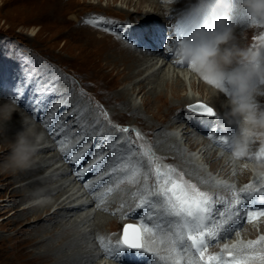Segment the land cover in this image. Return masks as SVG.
<instances>
[{"label":"bare ground","instance_id":"6f19581e","mask_svg":"<svg viewBox=\"0 0 264 264\" xmlns=\"http://www.w3.org/2000/svg\"><path fill=\"white\" fill-rule=\"evenodd\" d=\"M51 1V7L53 9L50 11H56L53 16L59 21L65 22L63 10L70 7L71 3L73 5L75 1ZM120 1L133 6L132 11L124 12L127 16V20H125L127 23L134 20L136 21L137 26L132 27L131 30L139 36V47H136L139 48L138 54L134 51L135 47L121 41L118 42L113 40L106 32L89 24L90 16L88 15H83L84 17L78 20L73 15L72 18H75L77 21L73 23L71 27H68L62 35L71 39L77 55L85 58L91 79L107 87L109 90L108 93L111 95L113 94L114 98L116 97L115 99L119 100L121 108L128 112L132 111V113L134 112L136 115L139 114L146 117L151 113L152 118L147 117L145 119L152 120L151 129H153L152 131H156L154 141L157 143V149L154 153L157 156L161 153L173 150L174 156L179 159L180 165H182L185 172L199 183L202 182L214 186H221V183L211 178L210 174L202 169L195 159L197 155L204 160L205 164L209 165V171L213 173L217 172V177L234 180L235 177L237 178L240 176V178L244 180L245 176L252 173V182L256 183V185L250 188H243L239 183L231 187H228L226 183H222V187L220 188V190L228 188V192L232 193L226 194L225 196L221 195L223 198H220V200L228 201L229 203L233 200L234 192L240 194L242 198V193L245 190L258 188V191L255 190L251 196L248 197L244 195L242 198L244 201L242 205H244L246 202L250 201L253 195L256 196L257 192L264 191V186H261V183H264V169H257V166L260 165L256 163L261 161L255 162L254 156L249 155V148L252 144L251 141L249 142V144H251H248L244 156L235 159L231 157V144L230 142L228 143V141H230L232 134L236 132L237 124L235 121L229 124L225 119L224 114L229 110L227 96L219 91L215 93V91L211 89L212 87L210 88V85L205 83L196 73L192 72L185 65L175 66L172 63L174 56L167 54L164 48L162 49V47L158 45L154 35L157 36V39L160 41L163 33L160 22H162L167 14L165 6L160 4L159 0ZM200 1L198 3L192 2L186 10L180 11L178 15L195 13L197 8L204 4ZM82 2H85V0H82ZM226 4H228V2L223 4V7H219L217 4L216 10L218 11V15L214 12V19L212 21L214 27H217L214 23L216 17H222L224 21L223 24H226L227 18L224 16V6ZM145 5L148 6V9H143ZM219 8L220 11L218 10ZM138 27H143V29L146 28L149 33L144 30L140 31ZM231 30L233 37L231 43L240 48L237 37H239L240 33H246V31L244 28L234 25ZM144 42L151 44L150 47L146 48L143 45ZM262 53H264V50H261L260 54ZM185 81L188 84L184 83ZM127 82L130 83L131 86L117 88L119 83L122 84ZM187 87L190 91L197 90L200 95L198 96L194 93L188 94ZM182 90H184V92H181ZM71 92L70 94L74 102L77 103L75 99L79 97V95L77 96V93L73 94ZM134 93L136 96L141 94L143 98V109L134 102L131 103L129 101L130 96ZM256 98L262 99L261 96H257ZM201 101H204V103L216 110V115L210 118L198 115L189 110L188 106L190 104L199 103ZM6 102L9 105L12 103V101L0 99V157L2 158H5L3 156L5 150L10 151L9 143L14 140L16 133L22 130L23 125L21 123V117L26 116L29 118L30 122H36L35 120L32 121L33 115H27L25 112L23 113L22 109L15 106L16 103L10 106L16 108L17 111H13L10 118L4 120L3 116L6 114V109L3 106ZM97 105H99V103ZM260 105L264 107V104ZM78 107L81 108V110L84 108L83 104ZM89 107H87L88 110H84L83 112L89 120V126L84 128V131H93L90 136L87 134V141L90 143L99 139L98 142L101 147H108L107 142H101L102 138L111 137L115 135L117 131L115 129H108L105 122L103 126H100L101 117L95 118V116H91L92 110L91 108L89 109ZM184 111L187 112V119L186 117L184 119L182 116ZM138 121H140V119ZM176 123L178 126L183 125L178 131V134L180 133V139L187 141L188 149L180 146L177 135L168 132V130H170L169 126H173L169 124ZM35 125L37 130L40 131V125L37 123H35ZM208 130H210L211 134H207ZM42 132L44 138L37 148L31 167L23 170H11L5 169L4 164L2 162L0 163V189H8L7 197L0 198V212L6 211L10 205L15 204L14 207H10L12 209L11 213L6 217L11 218L7 225L31 224L29 234L24 237L20 243L14 242L6 247H0V252L2 254L1 263L110 264V261H113L114 264H153V261H155V264H172L170 260H159L158 256L152 253H145L140 256V262L123 256H121V260L113 258L112 248L117 244L115 239L118 238L119 230L125 220L141 221L147 226H156L153 223L155 221L150 222L146 216L138 215L143 208L138 209V207H136L139 203L136 195L139 191L144 193V179H142L143 182L139 180L138 183H140V187L137 190V178L134 179V182L132 181V184L128 183V177L132 175L133 166L138 169V172L142 171L140 167V157L131 155V158L125 160L127 155H122V157L113 158V161H104L103 159L100 160L98 164L94 165L90 171L85 173L84 176L77 177L76 173L92 165L94 160H88L83 164L80 162L78 166L74 165L75 162H71L69 156L78 155L79 152L75 154L70 151L52 153L51 149L55 146L52 135L50 133L48 135L46 131ZM94 133L96 136L93 135ZM146 135L149 138L152 134ZM219 137L229 138L221 141ZM128 139L129 138L125 137L122 142L129 145ZM257 148H255L254 151ZM129 150L130 145L122 154L128 153ZM262 151H264V149ZM189 152L191 154L188 155ZM137 158L138 161L135 160ZM245 161H253V163H251L252 165L249 163L245 165ZM125 164L130 168L122 170V166ZM117 165H121L120 172L117 171ZM113 168L116 169L115 172L112 171ZM146 172L147 170L145 168L144 173ZM105 173H108V175H105ZM88 178L91 179L90 187L85 188L84 185L89 183L86 182ZM256 178L260 182L257 181ZM123 182L124 184L127 182V186H121ZM151 182L152 181L148 183ZM110 186H113L111 188L112 192L110 193L113 194L112 197H107V195L104 196L103 192L107 187L110 188ZM220 190L217 189L215 194L219 193ZM151 199L161 202L156 197H151ZM242 205H240L238 209H240ZM224 207L225 205L223 203L215 205V218L219 219L218 212L224 209ZM51 209L53 210L50 211ZM113 209L115 210L114 216L112 213L111 215L107 214L108 211H112ZM250 210L256 212L264 210V199L258 200L256 204L250 203ZM239 212V218L231 221L228 228L221 233L220 239L222 242L219 240L217 243L215 242V244H213L211 255L221 254L222 250V254L226 255L227 251L232 250V245L247 244L248 242L246 240H237L234 244L224 242V239L231 236L237 229L241 231L240 233L242 236L247 233L251 237L250 241L260 239L254 236L253 223H260L263 216H258L250 220L246 216L248 212L246 209L242 208ZM127 213L128 215H126ZM153 213L159 218V223L162 224L161 228L163 231L156 229L155 236L149 239L155 241L153 246L157 249L159 255L167 256L168 244L167 242L162 243L161 241L168 232L166 230H170L169 224L174 222L175 219L164 216L162 214V209L155 210ZM123 215L127 217L122 218ZM259 227L261 231L264 230V225ZM115 229L118 230L116 233L117 236L111 233L116 231ZM14 234L15 233L0 235V243L10 241ZM225 245L228 246L227 249H225ZM109 246H111L110 249H108ZM248 251L264 252V241L257 244L253 249H248ZM181 256V264H187L186 255L181 253ZM148 259H150V261H148ZM254 261H251L250 264ZM258 262L260 263L259 260Z\"/></svg>","mask_w":264,"mask_h":264},{"label":"rangeland","instance_id":"374dc122","mask_svg":"<svg viewBox=\"0 0 264 264\" xmlns=\"http://www.w3.org/2000/svg\"><path fill=\"white\" fill-rule=\"evenodd\" d=\"M74 1L75 3H73V5L71 3L70 7H67L63 10L65 16L64 18L66 21L61 22L55 16H53L56 11H50L53 9L51 7V0H0V99H5V101H12L10 105H14L16 103L15 106L22 109L23 113L25 112L27 115L30 114L34 116L32 117V121L35 120V123L40 125V131H46L48 135L49 133L52 135V139L54 140L53 143L55 144V146L51 149V152L56 153L60 151V153H63V151L61 150L62 147L67 149L68 146H72V144L75 143V147L78 148H74V152H80L81 150L83 152L84 149L87 148V154H89L88 159H93L92 157H95L97 153L100 152L99 149L101 147L96 143V141H98L99 139L93 141L90 144L87 141V134H89L88 136H90L92 134L91 132L93 131H84V128L89 126V120L87 116L83 114V112L84 110H88L87 107L90 106L89 109L91 108L92 110H90L92 114L91 116H95V118H98L99 116L101 117H99L101 119L100 126H103L105 122L107 124L108 129L117 130V133L115 135L105 139L102 138V142H107L108 146L102 147L101 150L102 154H104L105 152L106 154H108V156L106 154V156L104 155V161H106L107 159L111 160L113 155V158L118 157L117 155L120 154H114V151H111V153H109V150L113 149L109 147V145H115V149L121 150L122 153H124L130 145V150L127 154V158H131V155L140 157V167L142 171L138 172L135 177L137 178L138 184L136 190L140 187V183H138L139 180L144 179L145 187H143V189L145 191L144 193H141L142 191H139L137 193L136 198H138L139 203L140 199L144 195L147 196L149 192H154L159 187L160 182L157 181L155 175V167H160L161 171L164 172L168 171V166H170L171 169L174 170L170 173L173 178L180 179L182 177L183 180L188 181L189 183L193 182V184L198 186L201 191L208 192L212 197H214V199H220L223 198V196H225L226 194H232L228 192V188H225V190H220V188L222 187V183H226L228 187L239 183L241 187L246 189L252 187L253 185H256V183L252 182V173L250 175L245 176L244 180L241 179L240 176L237 177L238 179L235 177L234 180H228V178L217 177V172L213 173L212 171H209V165L205 164L204 160L199 155H197L195 159L200 164L202 169L208 172L211 178L217 180L218 183H221V186L204 184L202 182L201 184L184 171V168L182 167V165H180L179 159L174 156L173 150L169 151L171 153H169L168 151L161 154L159 153V156L154 153L157 149V143L154 141L156 131H152L153 129H151L152 120L145 119L147 117L152 118L151 113L148 114L146 117L139 114L136 115V113H132V111L128 112L121 108L119 100H116V97L114 98L113 94L111 95L110 93H108L109 90L107 89V87L99 84L97 81L94 82L91 79L88 72L87 63L85 62V58L83 56H78L77 52H75L76 49L73 47L71 39L67 38L65 35H62V33L65 32L68 27H71L73 23H75L78 19H82V17L87 15L90 16L89 24H91L92 21L98 19H109L114 22L113 24L118 26L119 23H116L118 22L116 20H119L120 22H124L125 20H127V16L125 15L124 11H132L133 6L127 5L121 2L120 0H85V2H82V0ZM191 1L196 2L195 0ZM199 1L200 0H198L196 3H198ZM159 2L160 4L165 6L167 13L166 16L163 18L162 22H160L163 31L164 29H167V25L169 24L170 18L172 17V11L176 12L179 8H182L184 6L183 4L186 3L187 0H171V3H168L167 0H159ZM200 2L204 3L203 0H201ZM220 2L222 3H220L222 6L223 4L228 2V4L224 6L226 9L224 16L227 18V21L226 24H223V26L233 28L234 25L240 28H244L246 31V33H240L239 37H237L240 44V48L252 52L259 51L261 53V50H264V38L262 37V29L258 26H253L252 24H250V20H247L248 17H252L250 13L248 11L246 13V9L239 5V0H220ZM190 4L192 3L187 4L185 10ZM237 8L239 15L242 14L241 18L238 19V16L236 17L235 14ZM143 9H148V6L145 5ZM218 10L220 11V8ZM73 15L77 18V20L75 18H72ZM92 24L94 25V23ZM127 24H129L130 29H132V27L134 26H137L135 20L130 21ZM138 29L140 31L144 30L149 33L146 28L143 29V27H138ZM132 32L133 34H135L133 30ZM110 37L118 42L121 41L126 43L125 41H122L119 36L114 38L110 35ZM154 38L155 40H157V43L159 45V40L157 39V36L154 35ZM137 39L138 35L136 37V40ZM143 45L148 48L151 44L144 42ZM130 46L135 47L134 51H136L137 54L139 53V48H136L139 47L138 45ZM261 56L264 57V53H262ZM184 83L188 84L186 81ZM65 85H67L68 87L62 89V87H64ZM123 86L128 87L131 85L128 82L122 84L119 83L117 85V88L119 89ZM61 89L63 91V93H61L62 95L59 92V90L61 91ZM211 89L215 91L213 88ZM67 90L73 91V94L77 93V96L79 95V97L75 99L77 103L74 102L70 92L64 94ZM181 92H184V90H182ZM187 93H194L198 96L200 95L197 90L190 91L188 90V87ZM260 96L262 97V99H256L259 104L263 105L264 95ZM129 99L131 103L134 102L136 105L140 106L141 109L144 108L142 106L143 98L141 97V94L136 96V94L134 93L130 96ZM63 102H65L66 105ZM98 103L99 105H97ZM200 103L206 104L204 103V101H201ZM81 104H83L84 108H82V110H79V114L73 113L76 111V108ZM182 116L184 119L185 117L187 119V112L184 111ZM139 119L140 121H138ZM169 125L173 126H169L170 130H168V132H170V134L177 135V139L180 143V146L182 148L188 149L187 141H184V139H180V133L178 134V131L180 130V128H182L183 125L178 126L177 123ZM120 128H128L129 131L127 133H123L122 131H120ZM137 133H139V137L137 136ZM150 133L152 135L148 138L146 134ZM207 134H211L210 130L207 131ZM118 135L123 136L124 138L118 141ZM125 137L129 138V145L122 142ZM61 141H63L64 143L61 144ZM251 143V146L249 148V155H252L251 153L254 151L255 148H257V146H259L260 143H262V141L253 139L251 140ZM9 152V150L4 151L3 156L5 158L0 157V163H5ZM145 152H147L148 154L143 155ZM189 154L191 153L189 152L188 155ZM72 156L73 155H70L69 158L71 159ZM96 159L98 160L99 156ZM135 160L138 161V158ZM71 162H73L72 159ZM244 163L245 165H247V163L251 164L253 163V161H245ZM258 164L260 166H257V169H264V162H260ZM145 168L147 170L146 173H144ZM120 170L121 165H117V171L120 172ZM90 180L91 179L88 178L86 179V182H90ZM150 181L152 182L148 183ZM257 181L259 180L257 179ZM128 183L132 184V181L128 180ZM121 186H127V182H125V184L123 182ZM261 186H264V183H261ZM217 189L220 191L219 193L215 194V191ZM249 190H245L242 193V198L244 197L245 192L254 193L255 191L254 189H251L253 191ZM7 191L8 189H0V198H6L8 195ZM112 195L113 194H111L110 197H112ZM149 197L148 199L154 204L158 205L162 202L155 201L151 199V197ZM248 202L249 204L251 203L250 201ZM14 206L15 204L10 205L6 211L0 212V235L15 233L10 241L0 243L1 248L8 246L10 243H20V241L24 237H26L31 230V224L7 225L11 218L6 217L11 213L12 209L10 207ZM242 208L247 210V203L242 205V207L237 210H242ZM52 210L53 209H51L50 211ZM155 210L161 209H159L158 207L151 208L147 206L146 210L141 209L138 215L146 216L149 219L150 212H153ZM114 211V209L112 211H108L107 214L111 215L112 213V215L114 216ZM126 215H128V213ZM122 218H126L125 215H123ZM261 219L262 221L260 223H253V231L255 238L263 237L264 230L261 231L259 226L264 225V216ZM149 220L150 222L155 221L153 222L155 225L160 224L159 218H157L155 214L152 215L151 219ZM160 225L162 226V224ZM117 231L118 230L113 231L111 233L117 236ZM240 232L241 231L237 229L231 236L225 238L224 242L233 244L237 240H246L247 242H250L251 237L247 233L242 236ZM22 242L25 243L24 241ZM215 242H217V240L214 241V244ZM220 242H222V240ZM110 247L111 246H109L108 249H110ZM148 261H150V259H148ZM1 262L2 254L0 252V264H2ZM110 262V264H114L113 261ZM252 264L260 263L258 262V260H255Z\"/></svg>","mask_w":264,"mask_h":264},{"label":"clouds","instance_id":"9594fccd","mask_svg":"<svg viewBox=\"0 0 264 264\" xmlns=\"http://www.w3.org/2000/svg\"><path fill=\"white\" fill-rule=\"evenodd\" d=\"M171 3V0H167ZM252 17L264 20V0H239ZM223 18L214 20L215 28L196 26L187 40L176 48V58L196 73L216 92L228 96L229 110L224 114L226 121L237 124V130L230 141L232 158L246 154L248 144L256 139L264 142V107L256 97L264 95V57L259 51L238 48L231 43L232 30L222 26ZM235 65V66H233ZM230 86V92L225 88ZM4 120L10 118L16 108L7 102ZM22 130L18 131L9 143V155L4 163L5 169L23 170L31 167L37 148L44 138L34 122L26 116L21 117ZM227 138L223 137V140Z\"/></svg>","mask_w":264,"mask_h":264},{"label":"snow or ice","instance_id":"6c2138e0","mask_svg":"<svg viewBox=\"0 0 264 264\" xmlns=\"http://www.w3.org/2000/svg\"><path fill=\"white\" fill-rule=\"evenodd\" d=\"M92 23L97 22L92 21ZM107 23L114 22L107 21ZM188 108L196 113L214 115L213 109L203 103L190 104ZM122 131L127 133L129 129L123 128ZM137 136L139 137V133H137ZM219 139L223 141V137H219ZM63 143L61 141V144ZM71 147H75V145ZM61 150L68 152L71 149L62 147ZM86 152L87 148L79 155L72 156V161L78 163ZM147 154V152L144 153V155ZM103 159V157H100L98 160H94L92 165L77 172V177L84 176ZM126 168H128L127 164L122 166V170ZM112 171L115 172L116 169L113 168ZM172 171L174 170L170 166H168V171L164 172L161 171L160 167H156L155 175L157 181L160 182L159 187L156 191L149 192L147 196L142 197L137 205L138 208H143L146 205H150L152 208L158 207L162 209L164 216L175 218V221L169 224L170 230L161 241L162 243L167 242L168 255H159L157 249L153 246L155 241L149 239L156 234L154 228L141 222L140 224L124 225L120 240L112 248L113 258L121 260V254L127 249L134 252L136 257H140L145 253H152L158 256L159 260H170L172 264H181V253L186 255L187 264H250L254 260H259L260 264H264V252L248 251V249H253L257 244L264 241V237L256 241H250L247 244L232 245V250L227 251L226 255L222 254L223 250L221 254L206 255L209 242L219 237L228 228L231 221L239 218L240 212L237 209L244 201L241 195L235 192L231 203L214 199L208 192L201 191L195 184L183 180L182 177L180 179L173 178L170 174ZM137 172L138 169L133 166L132 175L128 177L129 181L134 182ZM105 175H108V173H105ZM90 183H86L85 188L90 187ZM108 191H111V189H108ZM251 195V192H245V196ZM149 196L156 197L162 202L158 205L152 204L148 199ZM221 203L225 207L223 211L218 212L219 219H217L214 216L215 205ZM258 216H264V210L247 212V217L250 220ZM149 219H151V214H149ZM155 229L163 231L159 224L155 226ZM227 248L228 246L225 245V249ZM193 252L195 255L192 254ZM153 264H155V261H153Z\"/></svg>","mask_w":264,"mask_h":264}]
</instances>
